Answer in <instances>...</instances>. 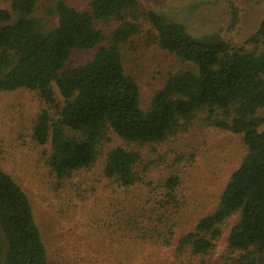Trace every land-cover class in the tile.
Returning a JSON list of instances; mask_svg holds the SVG:
<instances>
[{"label":"trees","instance_id":"16d2710c","mask_svg":"<svg viewBox=\"0 0 264 264\" xmlns=\"http://www.w3.org/2000/svg\"><path fill=\"white\" fill-rule=\"evenodd\" d=\"M39 1L10 0L8 9L0 8V91L26 88L38 93L44 107L32 137L39 144L50 140L46 163L56 178L89 167L109 131L127 144L160 143L204 112V124L241 134L247 153L213 211L180 237L177 249L207 253L222 223L238 212L227 246L240 253L230 264L264 263V131L258 130L263 118L257 114L264 106V49L259 48L264 46V16L247 40L253 47L232 49L218 33L194 37L180 23L148 11L154 41L188 65L170 73L143 109L138 85L125 72L120 52V45L140 31L137 0H90L84 10L52 0L47 12L56 16V25L50 27L34 16ZM111 19L119 25L105 36L95 21ZM75 50L93 53L83 64L70 65ZM140 161L139 152L115 146L106 153L103 175L130 186L139 180ZM178 183L170 175L164 186L172 192ZM0 264H48L30 201L2 169Z\"/></svg>","mask_w":264,"mask_h":264},{"label":"rangeland","instance_id":"374dc122","mask_svg":"<svg viewBox=\"0 0 264 264\" xmlns=\"http://www.w3.org/2000/svg\"><path fill=\"white\" fill-rule=\"evenodd\" d=\"M89 1L66 0L79 10L87 9ZM52 3L40 0L34 11L45 27L56 25V16L47 12ZM137 4L140 31L120 45V52L125 72L138 85L143 109L170 73L188 65L154 41L148 11L180 23L194 37L218 33L232 49L253 47L247 40L264 16V0H137ZM9 7L10 0H0V8ZM118 25L117 19L95 21L105 36ZM92 53L75 50L68 64H83ZM52 86L62 103L56 85ZM43 107L34 90L0 91V169L26 193L48 264H230L239 255L227 246L238 212L222 223L221 234L207 253L178 250L177 243L217 205L247 153L241 134L204 124V112L187 129L160 143L127 144L109 131L89 167L59 179L46 163L50 140L39 144L32 137ZM257 114L263 118L258 130L264 131V106ZM51 116L58 117L54 109ZM115 146L141 155L139 180L130 186L103 175L106 153ZM170 175L179 181L172 192L164 186Z\"/></svg>","mask_w":264,"mask_h":264}]
</instances>
